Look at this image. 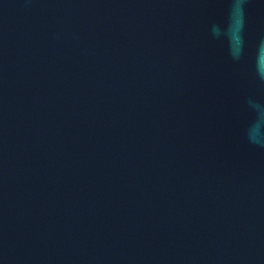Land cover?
<instances>
[{
  "label": "water",
  "instance_id": "obj_1",
  "mask_svg": "<svg viewBox=\"0 0 264 264\" xmlns=\"http://www.w3.org/2000/svg\"><path fill=\"white\" fill-rule=\"evenodd\" d=\"M261 49L264 0H0V264H264Z\"/></svg>",
  "mask_w": 264,
  "mask_h": 264
},
{
  "label": "clouds",
  "instance_id": "obj_2",
  "mask_svg": "<svg viewBox=\"0 0 264 264\" xmlns=\"http://www.w3.org/2000/svg\"><path fill=\"white\" fill-rule=\"evenodd\" d=\"M258 70L261 74H264V49H261L258 53Z\"/></svg>",
  "mask_w": 264,
  "mask_h": 264
}]
</instances>
